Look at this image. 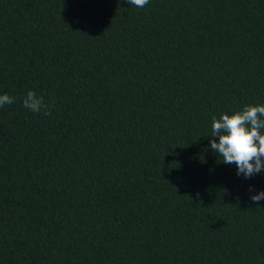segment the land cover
<instances>
[{"label": "trees", "instance_id": "1", "mask_svg": "<svg viewBox=\"0 0 264 264\" xmlns=\"http://www.w3.org/2000/svg\"><path fill=\"white\" fill-rule=\"evenodd\" d=\"M0 94V264H264L209 136L264 105V0H0Z\"/></svg>", "mask_w": 264, "mask_h": 264}, {"label": "clouds", "instance_id": "2", "mask_svg": "<svg viewBox=\"0 0 264 264\" xmlns=\"http://www.w3.org/2000/svg\"><path fill=\"white\" fill-rule=\"evenodd\" d=\"M137 8L148 5L149 0H127ZM14 103V97L0 94V107ZM24 108L34 112L50 115L49 105L42 96L34 91H27L22 98ZM211 150L221 157L225 164H235L237 175L245 178L264 171V105L248 104L230 114L222 112L217 118L211 117ZM251 192V186H250ZM252 201L264 199V190H257L250 196Z\"/></svg>", "mask_w": 264, "mask_h": 264}]
</instances>
